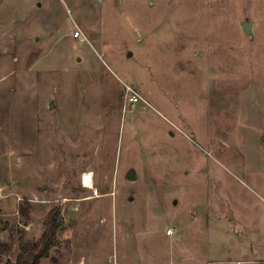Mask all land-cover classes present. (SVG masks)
Instances as JSON below:
<instances>
[{"label":"rangeland","instance_id":"374dc122","mask_svg":"<svg viewBox=\"0 0 264 264\" xmlns=\"http://www.w3.org/2000/svg\"><path fill=\"white\" fill-rule=\"evenodd\" d=\"M51 209L39 264H264V0H0V264Z\"/></svg>","mask_w":264,"mask_h":264},{"label":"trees","instance_id":"16d2710c","mask_svg":"<svg viewBox=\"0 0 264 264\" xmlns=\"http://www.w3.org/2000/svg\"><path fill=\"white\" fill-rule=\"evenodd\" d=\"M19 210L26 215L23 206H19ZM44 225L45 229L39 240L35 244H23L13 264H39L41 258L49 255V250L55 243L56 229L59 226V210L51 209L47 214ZM8 249L9 246L0 241V252H6Z\"/></svg>","mask_w":264,"mask_h":264},{"label":"built area","instance_id":"2783aa9c","mask_svg":"<svg viewBox=\"0 0 264 264\" xmlns=\"http://www.w3.org/2000/svg\"><path fill=\"white\" fill-rule=\"evenodd\" d=\"M75 33H76L77 36L80 35L79 31H77ZM125 91H126L125 96H124L125 103L134 105L135 103L143 100L141 95L134 88H132L131 86L126 85V90ZM169 232L171 233V230H169Z\"/></svg>","mask_w":264,"mask_h":264},{"label":"water","instance_id":"95a60500","mask_svg":"<svg viewBox=\"0 0 264 264\" xmlns=\"http://www.w3.org/2000/svg\"><path fill=\"white\" fill-rule=\"evenodd\" d=\"M243 30L247 33V34H251V24L248 22L243 23ZM53 105V102L49 103V107H51ZM136 177L134 170L130 169L126 172V178L129 180H133ZM175 203V200H174Z\"/></svg>","mask_w":264,"mask_h":264},{"label":"bare ground","instance_id":"6f19581e","mask_svg":"<svg viewBox=\"0 0 264 264\" xmlns=\"http://www.w3.org/2000/svg\"><path fill=\"white\" fill-rule=\"evenodd\" d=\"M82 180H83V185L85 187L92 188L94 186L91 173L90 174H84Z\"/></svg>","mask_w":264,"mask_h":264},{"label":"crops","instance_id":"0c3cea01","mask_svg":"<svg viewBox=\"0 0 264 264\" xmlns=\"http://www.w3.org/2000/svg\"><path fill=\"white\" fill-rule=\"evenodd\" d=\"M250 258V257H249ZM255 260H253V259H249V261L248 262H250V263H252V264H254L255 262H254Z\"/></svg>","mask_w":264,"mask_h":264}]
</instances>
